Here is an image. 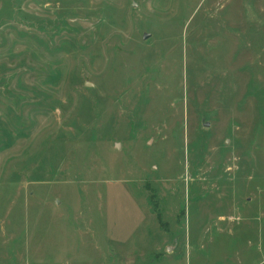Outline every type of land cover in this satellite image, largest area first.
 Returning <instances> with one entry per match:
<instances>
[{
  "label": "rangeland",
  "instance_id": "374dc122",
  "mask_svg": "<svg viewBox=\"0 0 264 264\" xmlns=\"http://www.w3.org/2000/svg\"><path fill=\"white\" fill-rule=\"evenodd\" d=\"M0 264H264V0H0Z\"/></svg>",
  "mask_w": 264,
  "mask_h": 264
}]
</instances>
